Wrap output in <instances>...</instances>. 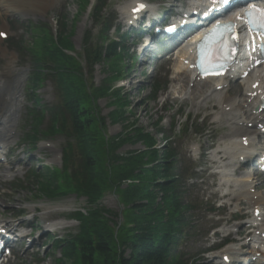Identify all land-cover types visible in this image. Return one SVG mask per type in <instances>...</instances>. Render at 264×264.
Here are the masks:
<instances>
[{"label":"trees","instance_id":"1","mask_svg":"<svg viewBox=\"0 0 264 264\" xmlns=\"http://www.w3.org/2000/svg\"><path fill=\"white\" fill-rule=\"evenodd\" d=\"M80 2L84 10L88 0ZM105 4L106 0H96L92 6L93 27L84 33L79 59L65 52L72 48V28L68 36L65 16L59 21L58 39L44 34L32 51L37 67L30 77L31 87L41 84L40 75L46 71L58 96L56 103L35 114V127L46 111L49 132L72 139L67 143L64 172L49 169L45 174L48 180L37 181L48 196L73 191L86 198L85 213H73L77 231L54 243L61 252L55 260L57 264H189L180 247L192 229L194 206L187 200L186 180L192 177L187 171L192 173L193 166L180 167L169 136L163 137V148L158 149L150 131L129 121L119 91H109L111 87L104 84L94 87L90 82L98 63L108 64L117 75L124 70L119 62L127 51L108 35L112 22L104 12ZM158 88L157 84L152 89L153 95ZM105 95L111 97L113 105L108 113L110 121L131 126L134 134L106 135L104 118L95 108L96 99ZM153 129L162 133L157 124ZM128 141L141 142L144 149L118 152ZM72 156L75 162L67 177L65 169ZM107 192L117 197L120 212L100 204Z\"/></svg>","mask_w":264,"mask_h":264},{"label":"rangeland","instance_id":"2","mask_svg":"<svg viewBox=\"0 0 264 264\" xmlns=\"http://www.w3.org/2000/svg\"><path fill=\"white\" fill-rule=\"evenodd\" d=\"M126 1L128 0H113L110 6V12L115 18V24H117L121 32L128 30V27H126L122 21L120 22V9ZM147 1L156 3L160 6V9H168L170 7L168 3L172 1L179 5H181V2L182 4L188 3V0ZM62 15L66 16L67 19L66 30L68 36V33L73 26V32L70 35V39L74 51L79 53L82 38L85 31L91 26V21L87 16L86 11L80 14L79 4L75 0H54L52 6L47 9L45 13L11 11L8 15L0 14V24H3L4 22L7 23L8 33L10 30V37L8 38L12 40L10 43L7 40H4L1 45L7 49V52H12L16 56L11 74L7 73L5 70V66L9 63L8 59L6 57H0V78L12 81V77L19 72L20 80L22 81L18 88L22 98V105L19 110L21 117L17 120V122L19 121L16 129L17 136L14 138L12 145L14 146L17 144V149L14 151L15 155H12L14 157H12L11 160L20 159L23 164H27L26 168H28V170L32 165L41 166V163L59 165L58 154L61 147V139L59 137L49 138L47 136L45 138L54 139V148L41 150L40 148L44 147V142H41L38 143V148L35 149L34 152H30L31 149L29 147L21 144L25 138V132L29 129L30 119L28 117V111L32 105L31 96L29 93L25 92L26 89H24V85L22 86V84L26 82V77L30 71V58L25 55L27 54L26 49L23 48L19 50L17 47H14L13 43L26 41L27 45L29 41H31L32 33L28 28V23L31 22V25L36 24L39 26L50 25L49 27L53 30L54 26L56 28V25L55 22H51V19H59ZM131 34H129L126 44L127 46H131L130 43L135 42V35L132 34L131 36ZM137 51L138 50L134 47H129L130 57L126 56L122 61V65L126 67V71L121 76L123 80L119 82L112 81L111 84L115 88L120 86V90L125 95V100L129 105V121L134 120V122H137L136 126L153 133V125L156 120L162 118L160 121L161 128L164 130L165 134L168 135L172 132L170 128L171 123L174 122V120L178 122L180 131L174 139L175 150L179 153V159L184 157L185 160L190 159L193 163L199 165L197 175L200 176V179L196 180L194 185L190 183L192 190L188 195V199L197 204L198 207L193 212L192 229L189 231L186 243L181 246V250L187 256H193L195 261L197 260L194 264H225L221 262V260L211 258V255L217 250H220L226 244H237V241L229 242L230 239L235 236V229H232L231 232H229L231 229L230 227L233 224L244 222L251 214V208L246 203L242 202L234 209L232 202H224L225 200L220 195L221 189L218 185L219 178L214 173L217 169L216 166L212 164L211 158L212 150L217 147L220 137L227 131L226 123L223 119H215L218 106H214L216 102L213 99L202 103V95H200V93L194 98V100L187 99L188 95L185 93L189 91V86L187 87L184 82H180V80L175 77L174 69L176 67V62L174 60L161 63L159 59L148 58V62L143 66L140 63V60L145 59V57L138 54ZM136 55L140 56L137 57ZM152 56L153 55H151V57ZM153 67L154 69L152 70ZM107 72L108 70L105 69L104 66L97 65L94 68L92 76V82L94 85H99L107 75ZM155 81L164 85L165 88L157 93L156 99H152L150 88ZM183 85L185 86L183 87ZM49 86V82H46L37 90L38 96L41 98L42 106L44 107L54 101L53 92ZM206 87L207 85L205 84L200 91L203 92ZM180 89L181 91H179ZM109 98V96L100 97L97 99L96 103V110L99 112V115L104 118L103 122L106 134L112 136L122 130H126V134L129 135L134 134V131L130 129L129 125L125 126L121 122L112 123L107 117V113L112 108L108 103ZM46 124L47 120L45 119L42 126H45ZM205 128L206 131H204ZM196 130H200L202 134L204 131V135L194 136L193 132ZM156 139L157 146L161 145V137L158 135ZM211 143H213V145H211ZM193 145L196 148L194 150L192 149ZM210 147L212 148L209 150ZM139 148H143L141 142L132 144L128 141L118 148V151L123 153L130 149ZM22 152H24V154ZM73 161L75 162V159H73ZM185 166H188V162ZM16 177H19V175ZM23 187H25V183H22V189L10 188L8 182L0 183V195H3L0 199V211L4 210L7 215H9L11 212L21 214L22 212L27 213L32 209H39L44 213L56 208L76 209L84 205L82 198H77L72 195L52 201L46 200L43 197H40L43 199H37V194L34 189L30 186H26L27 188ZM102 204H104L106 208L114 211L120 212L122 209L117 197L110 192L104 195ZM236 210H238V214L242 219H233ZM69 212L70 210L57 211L50 215L53 218L61 219L65 218ZM118 218L120 219V216H118ZM18 220H21V217H15V221ZM64 222L66 224H64L63 228L52 230V232L49 231L41 235L35 240L32 248L23 253L11 264H36L38 259L46 257V253L50 255L52 249L50 248V245H42L46 241H44V239L49 235L58 237L65 232L74 231L77 227L75 221L65 220ZM40 225L41 223L39 222L38 228H40ZM213 226L218 227L212 229ZM241 228L242 227L238 228L239 232ZM40 231L41 229L36 232ZM244 231L247 230H242L239 234ZM241 239L243 241V236ZM189 260L192 261V259ZM52 263V259L47 257L40 264ZM234 264L240 263L236 261Z\"/></svg>","mask_w":264,"mask_h":264},{"label":"bare ground","instance_id":"3","mask_svg":"<svg viewBox=\"0 0 264 264\" xmlns=\"http://www.w3.org/2000/svg\"><path fill=\"white\" fill-rule=\"evenodd\" d=\"M54 0H0V14L6 15L10 10L23 12H45L53 4ZM191 6L188 10L197 6L210 7V0H191ZM135 8L134 5L124 7L122 13L129 17L131 10ZM239 21V18L233 15ZM6 32L5 24L0 25V33ZM251 38L248 35L247 39ZM1 40V39H0ZM0 41V55L5 56L6 51L1 48ZM175 49L176 53V67L175 77L189 86L187 91V99L194 100L198 96L200 90L203 89L201 81L193 74L190 69L191 52L193 46L188 42H179ZM147 49L146 46L141 50ZM250 51L251 48H247ZM152 50L147 49V54L141 65L144 66L151 58ZM253 58L257 54L252 55ZM10 61L14 60V56H8ZM244 64L242 60L238 64ZM261 69L249 74L240 80V84L234 83L230 86L233 92H230L229 80L227 77L218 79L217 82L207 83V87L203 92L201 102L205 103L213 99L218 106L215 114L217 120L223 119L228 126V131L221 137L218 147L213 151V160L219 162L218 174L220 181L219 188L222 189L221 196L226 197V201H232L235 208L238 202L245 201L250 205L251 216L247 223L254 227L252 237L242 241V247L228 244L217 252L211 255V258L218 260H231L233 257L239 258L241 255L244 260H248L249 264H264V196L259 191H254L252 180L254 179L252 173L244 172V174H234V170L238 161L244 158H250V153L256 151L261 146L264 147V140H257V132L261 134V128L264 126V107L261 106V101L264 99V62H262ZM8 68L12 70V64L9 62ZM242 70V74L246 70L240 66L238 71ZM19 74L14 77L13 85L9 82L2 81L0 84V141L5 142L9 140L12 130L7 131L8 123L15 121L14 114L16 103L18 107L19 100L16 97L14 87L19 82ZM183 85V87L185 86ZM181 91V89L179 90ZM235 94L234 97L231 96ZM200 97V96H199ZM193 103V102H192ZM264 134V132H263ZM262 147L260 149H262ZM192 149H195L192 147ZM236 204V205H235ZM236 228V225H233ZM237 234V233H236ZM235 239L238 240L237 237Z\"/></svg>","mask_w":264,"mask_h":264},{"label":"snow or ice","instance_id":"4","mask_svg":"<svg viewBox=\"0 0 264 264\" xmlns=\"http://www.w3.org/2000/svg\"><path fill=\"white\" fill-rule=\"evenodd\" d=\"M4 35V33H0V36H3Z\"/></svg>","mask_w":264,"mask_h":264}]
</instances>
